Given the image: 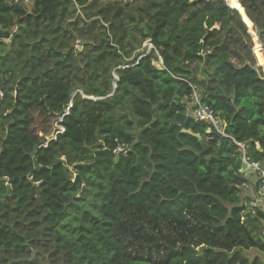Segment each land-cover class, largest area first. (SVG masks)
Here are the masks:
<instances>
[{
    "label": "trees",
    "instance_id": "16d2710c",
    "mask_svg": "<svg viewBox=\"0 0 264 264\" xmlns=\"http://www.w3.org/2000/svg\"><path fill=\"white\" fill-rule=\"evenodd\" d=\"M31 1L0 0V264H264V0Z\"/></svg>",
    "mask_w": 264,
    "mask_h": 264
},
{
    "label": "built area",
    "instance_id": "2783aa9c",
    "mask_svg": "<svg viewBox=\"0 0 264 264\" xmlns=\"http://www.w3.org/2000/svg\"><path fill=\"white\" fill-rule=\"evenodd\" d=\"M3 96H4V93L0 91V100L2 99ZM198 103H199V106L194 111V116L196 118L210 120L220 130V116L217 115L216 112L212 108L206 105H201L199 99H198ZM210 130L211 129H209L208 131ZM116 151L118 152L126 151V149L124 146L120 145L117 147ZM248 167L256 168L262 177V186L260 187V189L255 191V193L257 192L258 194H257L256 201L253 204L254 206L261 205L263 206V209H264V170L261 169L259 163H255V162L248 163ZM244 186L246 187V189L249 187V185H246V184H244Z\"/></svg>",
    "mask_w": 264,
    "mask_h": 264
},
{
    "label": "rangeland",
    "instance_id": "374dc122",
    "mask_svg": "<svg viewBox=\"0 0 264 264\" xmlns=\"http://www.w3.org/2000/svg\"><path fill=\"white\" fill-rule=\"evenodd\" d=\"M18 1V0H17ZM19 2H23V3H25L26 4V6L28 7V9H30L31 8V6H32V1L31 0H19ZM78 47H80V45H78ZM161 62V61H160ZM157 65H160V63L159 62H155ZM57 127V128H59V126L60 125H58V123L57 122H55V124H54V127ZM54 127H53V129H54ZM53 129H52V132H53ZM51 132V133H52ZM51 133H50V135H51ZM50 135H48L47 137H49ZM251 192V191H250ZM249 257H250V259H254L255 257H259L262 261H264V253H262V252H260L259 250H257V249H251V250H249V251H247V252H245ZM37 257V261L35 262L36 264H47V259L45 258V257H43V256H41V255H38V256H36Z\"/></svg>",
    "mask_w": 264,
    "mask_h": 264
},
{
    "label": "water",
    "instance_id": "95a60500",
    "mask_svg": "<svg viewBox=\"0 0 264 264\" xmlns=\"http://www.w3.org/2000/svg\"><path fill=\"white\" fill-rule=\"evenodd\" d=\"M204 40H205V38H204ZM203 40V41H204ZM200 47L202 48V43H200ZM192 116H194L193 114H192ZM58 132H59V130H58ZM56 134H57V129H55L52 133H51V135L49 136V137H43L42 138V143H45L46 141H48V140H50V139H53V138H55L56 137ZM199 136V135H198ZM38 144L37 145H35V148H34V151H33V155L35 154V152H36V149L38 148ZM35 164H36V167L37 168H40V165L38 164V162L37 161H35ZM9 194V193H8Z\"/></svg>",
    "mask_w": 264,
    "mask_h": 264
},
{
    "label": "crops",
    "instance_id": "0c3cea01",
    "mask_svg": "<svg viewBox=\"0 0 264 264\" xmlns=\"http://www.w3.org/2000/svg\"><path fill=\"white\" fill-rule=\"evenodd\" d=\"M160 58H161V57H160ZM159 63H160V64H162V62H160V61H159ZM196 95H199V94H198V93H196ZM198 99H199V101H201L200 97H199ZM194 111H195V110H192V111H191V114H193V115H194ZM0 151H1V147H0Z\"/></svg>",
    "mask_w": 264,
    "mask_h": 264
}]
</instances>
